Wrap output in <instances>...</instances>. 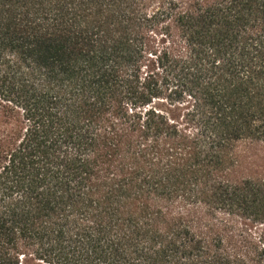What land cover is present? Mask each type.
<instances>
[{
  "label": "trees",
  "instance_id": "1",
  "mask_svg": "<svg viewBox=\"0 0 264 264\" xmlns=\"http://www.w3.org/2000/svg\"><path fill=\"white\" fill-rule=\"evenodd\" d=\"M0 264H264V0H0Z\"/></svg>",
  "mask_w": 264,
  "mask_h": 264
}]
</instances>
